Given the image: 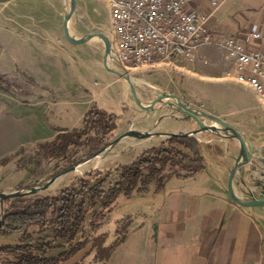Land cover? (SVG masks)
<instances>
[{"label": "crops", "instance_id": "1", "mask_svg": "<svg viewBox=\"0 0 264 264\" xmlns=\"http://www.w3.org/2000/svg\"><path fill=\"white\" fill-rule=\"evenodd\" d=\"M93 3V29L79 27L76 8L68 22L73 37L98 29ZM192 7L209 14L212 34L233 35L248 46L264 47V0H222L215 8L209 0H194ZM65 9L66 0H0V75L28 85L0 91V192L15 190L29 174L18 166L22 152L52 141L61 131L82 128L92 107L118 119L130 115L125 109L127 81L104 65L102 39L69 41L63 29ZM108 12L110 17L109 6ZM253 31L261 37L248 39ZM171 64L186 73L187 82L204 84L207 96L219 106L217 115L251 140V161L235 172L234 188L243 199L261 197L264 131H258L255 122L264 116L259 97L236 81L226 52L218 46H201L194 59ZM195 92L193 88L188 93ZM218 134L221 141L206 139L202 144L207 169L192 175L180 170L183 175L165 177L161 189L153 181L144 191L118 197L93 232L105 235L104 246L116 242L108 258H97L88 243L58 264H264V205L243 207L230 198L227 180L240 145ZM6 205L0 200V221ZM41 229L31 225L29 237L22 232L1 234L0 246L41 243ZM35 253L42 255L40 250ZM57 253L51 247L45 256ZM17 258V253L0 252V264H18Z\"/></svg>", "mask_w": 264, "mask_h": 264}, {"label": "rangeland", "instance_id": "2", "mask_svg": "<svg viewBox=\"0 0 264 264\" xmlns=\"http://www.w3.org/2000/svg\"><path fill=\"white\" fill-rule=\"evenodd\" d=\"M91 1L94 2L93 4L96 5L97 8L96 10L98 11L95 21L96 22L95 28L98 29L94 32L97 31L103 32L107 34L111 40L112 32L110 27L108 3L105 0H77L78 7H76L77 8L76 13L77 15L78 14L81 15V22L79 24V27L83 29V31L84 30L88 31L90 29H93V23H92L93 19L91 14L89 13L90 12L89 3ZM70 6H71V0H66L65 11L68 12ZM108 63L111 67L121 72L128 73L133 78L138 96L141 99V101L145 104H148L152 99H154L163 92H172L177 96H179L183 102L188 103L191 107L195 109L209 111L216 115L220 110L218 108L219 106L216 105L214 101L205 93L203 89L205 85L204 84L198 85V83L193 84L192 83L193 80L187 82L188 79L187 80L185 79L186 73L180 71L178 67L175 66L176 64L174 65L171 63L161 62L159 64H156L154 67L141 66L136 69L128 71L122 67L121 68L118 67V65L110 61V58L108 59ZM183 64H186V62H184ZM126 85L129 91L128 94L129 104H127L125 109L127 108L129 111H131L128 117H121L118 119V116L114 114L115 115L114 122L116 124V127L111 132L106 134L103 140H102V133H97V131L93 129L90 132V135H92L94 138L93 140H90L89 143L79 148H75L73 146L70 147L69 152L64 156H60L56 158L45 156V154L43 153V149L39 147L40 143L36 146H32L26 152H22L21 156L18 157V166L28 170L29 174L25 179H23L17 185L15 190L21 189L24 191H29L33 187H40L45 185L52 177L59 175V178L55 180L51 185L41 189L37 193L34 194L30 193L25 196L51 195V194H56L63 187L67 185H71L74 183L78 185L80 178L88 179L90 180L91 184H94L100 177L106 175L107 173H110L109 178L105 182V186H104L105 189H108L119 179L121 166L137 160L144 151L154 146L176 147L177 149H180L184 152L191 153L190 150L183 143H180L179 141H169L170 137L163 135H154L152 137H155L157 139L155 141H150L147 145L142 147H138V146L126 147V146H122L121 144H118L119 146L116 145L112 149V151L109 152L107 155V156L111 155L110 159L107 158L108 160L106 162L104 160L103 162L105 163L101 164V166L92 168L93 164L91 163V160L89 159L90 160L89 161L87 159L90 158L96 151L107 145L114 137H116L117 135L123 133L128 129H137L143 132L149 130L151 131L159 130L161 132H170V131L187 132L199 128V125L197 127H194L195 124L192 118L185 117L184 114L180 112V110L176 106L168 104L169 102L175 104L176 99L165 98L164 102L157 103L153 109L144 110L134 100L128 82H126ZM27 86L28 85L25 82L17 85L5 79L4 82L2 83L3 89H0V91L15 90L17 87L26 88ZM191 86L195 88L196 90L195 94L188 93L189 89H193ZM250 91L255 96H257L251 89ZM259 102L262 107V111H263L262 113L264 116V101L260 100ZM203 121L207 125L214 123L209 118H203ZM255 127L258 128L257 129L258 131L260 130L264 131V118L261 119L260 122H255ZM218 133L219 132L217 131L204 130L199 132L195 136L192 135H188V136L197 138V140L202 145L203 143L206 144V139H214V141L215 140L221 141V139H223V136H221ZM134 140H136L137 142L147 141L146 139L142 140L139 138H134ZM213 145H215V143ZM202 149H203V145H202ZM85 160H87L90 163L87 162L88 165L84 169L85 171L83 173L74 170L65 171L70 166ZM174 169L179 170L180 168L177 166ZM90 171H93L94 174L88 176L87 173H89ZM98 171H100L101 173L100 177L98 176V174L95 173ZM171 171H172L171 167L167 165L166 168L163 170L162 174L164 176H167ZM4 201L7 202V205L2 210L1 220L6 210L10 209L12 202L10 198L5 199ZM99 212L102 213V216L99 215ZM107 212H108L107 209L100 206L99 203H97V205L92 207L89 206L88 211L86 213L85 221L83 223L84 229L82 232L81 231L79 232L76 240H74L72 243H75L79 239L82 240L86 239L88 241L95 239L99 234L95 235L93 233L94 229L96 228H93L91 223L94 220L96 221L97 225H100V221L105 217ZM53 225L54 224L49 223L46 226H40L43 229L40 230L42 231L41 232L42 235L39 238H42V241L45 239L47 241H50L51 244L53 245L52 247L54 248V253L60 251L62 247L66 248L67 250L70 247V243L66 239L60 238L53 240L55 234L53 230L54 227ZM26 235L29 237V235L31 234L27 231ZM28 241H32V240H28ZM32 242L36 243L37 242L36 238H33Z\"/></svg>", "mask_w": 264, "mask_h": 264}, {"label": "trees", "instance_id": "3", "mask_svg": "<svg viewBox=\"0 0 264 264\" xmlns=\"http://www.w3.org/2000/svg\"><path fill=\"white\" fill-rule=\"evenodd\" d=\"M4 80L0 75V89H3ZM114 119V114L92 107L84 117L82 128L61 131L52 141L40 143L39 147L43 149V153L47 157L64 156L69 152L70 147L79 148L93 140V136L90 135L93 129L97 133H102L103 140L104 136L116 127ZM169 141L183 143L191 153L176 147L154 146L144 151L137 160L121 166L119 179L108 189H105L104 186L110 173L100 177L101 173L98 171L95 173L100 178L94 184H91L88 179L80 178L78 185L75 183L67 185L56 194L24 195L10 198L11 207L6 210L0 221V235L12 232H22L26 235L29 226L33 224L46 226L51 223L54 224L53 240L66 239L70 243V247L54 256H45L47 249L53 246L50 241L45 239L36 245L23 243L0 246V252L17 253L16 263L18 264H58L91 243L90 247L92 250L96 249L97 258L100 260L108 258L116 242L110 246H104V234H99L91 241L79 239L72 243L76 240L79 232L84 229L83 223L89 206L92 207L99 203L109 211L120 195L131 196L134 192L144 191L153 181H157V189H161L164 178L171 175H183L180 170L187 171L184 175H192L202 169H207L202 145L197 138L176 135L170 137ZM7 161L5 159L3 162ZM167 165L171 167L172 171L164 176L162 172ZM177 166L180 168L179 170L174 169ZM92 174H94L93 171L87 173L88 176ZM99 215L102 216V213L99 212ZM91 225L93 228L99 226L94 220ZM35 250L42 251V255L36 254Z\"/></svg>", "mask_w": 264, "mask_h": 264}, {"label": "built area", "instance_id": "4", "mask_svg": "<svg viewBox=\"0 0 264 264\" xmlns=\"http://www.w3.org/2000/svg\"><path fill=\"white\" fill-rule=\"evenodd\" d=\"M110 10V61L128 71L161 62L192 60L204 45L222 48L232 75L264 101V47L248 46L233 35L212 34L209 14L195 10L194 0H105ZM217 7L222 0H209ZM253 31L248 39L260 38Z\"/></svg>", "mask_w": 264, "mask_h": 264}, {"label": "water", "instance_id": "5", "mask_svg": "<svg viewBox=\"0 0 264 264\" xmlns=\"http://www.w3.org/2000/svg\"><path fill=\"white\" fill-rule=\"evenodd\" d=\"M76 6H77L76 0H71L70 9L64 15L63 29H64L65 36L67 37V39L69 41L74 42V43H82V42L89 40L90 38H92L94 36L101 38L103 43H104V47H105L104 65L108 69L116 72L117 74H119L120 76H122L123 78H125L127 80V82L130 85L134 100L142 109L151 110L155 107V105L157 103L164 102L165 98H174V99H176V103L173 104V103L169 102L168 104L176 106L180 110V112H182L184 114L185 117L193 118L199 124L198 129H193V130L187 131V132H175V131L161 132L159 130H155V131L149 130V131H145V132H143V131L140 132V131L135 130V129H128V130L124 131L123 133H120L119 135L114 137L107 145H105L104 147H102L101 149L96 151L87 160L96 157L101 151H104L106 153L109 152L125 136H133V137L145 140V139L151 138L154 135H163V136H167V137H172V136H176V135H192V136H195L196 134H198L199 132L204 131V130L223 132L227 137H232V138L236 139L240 145V154L236 158L234 166L230 170L228 180H227V189H228L230 198L235 203H237L243 207H255L258 205H264V193L261 197H254L252 199H243L237 195L235 188H234L235 172L240 167H242L243 165H246L247 163H249L251 161V158L253 155L252 142L245 135V133L242 130H240L239 128H237L235 125L229 123L224 118H222L216 114H213L209 111H204L201 109H195V108L191 107L188 103L183 102L179 96H177L176 94H174L172 92H163L160 95H158L157 97H155L154 99H152L148 104L143 103L138 96L137 89H136L133 78L128 73L121 72V71H119V70H117V69H115L109 65L108 59H109V56H110V53L112 50V43H111V40L107 34L100 32V31L90 32V33H87L81 37H73L70 34L68 22H69V19L71 18V16L73 15V13L76 9ZM203 118H209L214 123L207 125L203 121ZM87 160H85V161H87ZM85 161H81L75 165H72L69 168H67L65 171L74 170L77 166L84 163ZM58 177H59V175H56V176L52 177L45 185L40 186V187H33L29 191H24V190L18 189V190H14L11 192H0V200L3 202L5 199H9V198L17 197V196H24V195H28L30 193H33V194L37 193L41 189L51 185L55 180L58 179Z\"/></svg>", "mask_w": 264, "mask_h": 264}, {"label": "bare ground", "instance_id": "6", "mask_svg": "<svg viewBox=\"0 0 264 264\" xmlns=\"http://www.w3.org/2000/svg\"><path fill=\"white\" fill-rule=\"evenodd\" d=\"M135 130H137V129H135ZM134 138H136V137H133V136H125L118 144H121L122 146H126V147H129V146L142 147V146L147 145L150 141H155L157 139L155 137H152L149 140L146 139L147 141L137 142L136 140H134ZM111 151H112V149L109 152H111ZM109 152L106 153L104 151H101L96 157L90 159L91 160V163L93 164L92 168L99 167V166H101V164L105 163L108 159H110L111 158V155L110 156H107ZM104 160H105V162H103ZM87 162L88 161H86V162L80 164L79 166H77L74 169V171L83 173L85 171L84 169L87 167L88 163H90V162H88V163ZM85 163H87V164H85Z\"/></svg>", "mask_w": 264, "mask_h": 264}]
</instances>
